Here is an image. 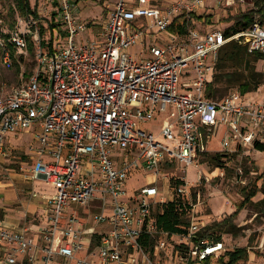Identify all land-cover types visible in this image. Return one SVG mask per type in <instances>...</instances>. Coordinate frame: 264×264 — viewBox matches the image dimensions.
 <instances>
[{
  "label": "built area",
  "instance_id": "built-area-1",
  "mask_svg": "<svg viewBox=\"0 0 264 264\" xmlns=\"http://www.w3.org/2000/svg\"><path fill=\"white\" fill-rule=\"evenodd\" d=\"M221 2L107 0L103 17L87 21L79 0H48L24 18L33 32L17 25L8 32L0 17L1 65L24 61L30 44L36 52L34 71L0 96V167L25 145L24 177L52 188L43 195L46 225L35 236L0 228V264H159L157 242L146 252L141 241L162 234L158 206L188 201L192 187L185 173L174 186L166 173L196 164L217 135L220 153L264 146V100L238 90L206 96L225 45L264 57L257 18L229 36L193 28ZM43 15L46 49L37 27ZM139 175L146 183L128 191ZM189 215L187 232L172 236L188 258L203 262L222 243L195 242L201 228Z\"/></svg>",
  "mask_w": 264,
  "mask_h": 264
},
{
  "label": "rangeland",
  "instance_id": "rangeland-1",
  "mask_svg": "<svg viewBox=\"0 0 264 264\" xmlns=\"http://www.w3.org/2000/svg\"><path fill=\"white\" fill-rule=\"evenodd\" d=\"M222 1L213 8L212 12L207 11V15L204 14L205 17L210 16L211 19L209 23L202 21V25L198 22L193 27L196 31L202 34L218 28L224 32L234 24L241 14L253 9L256 2L260 3L259 0ZM107 4V0H79L78 15L87 21L100 20L103 17V5L106 7ZM47 5L48 0H30L31 9L35 12L44 9ZM0 17L8 32L14 30L16 25L19 32L25 30L33 32L34 28L36 30V26H32V29L27 20L24 19L25 16L20 13L16 0H0ZM41 17L42 23H39L38 26L47 25L44 15ZM139 49L141 50L142 47L137 48V50ZM143 55L146 56L148 53L145 52ZM23 59L25 60L18 62L17 58L14 57L12 67H4L0 63V96L12 92L23 83V80L20 79L21 74H31L34 71L36 52L29 51L28 55L23 56ZM235 70L236 67H228V75L232 76V72ZM255 71L262 74L263 82L258 90L250 92L248 97L253 101H263L264 57L255 63ZM216 87L222 90L223 97L238 89L236 85L229 83L218 84ZM154 133L157 136L158 130H155ZM159 140L164 141L162 138ZM220 141L221 135H217L209 143L208 151L205 154L220 153ZM18 148L8 158V161L0 167V189L16 190V193L24 198L31 197L33 188H35L40 199H43L42 195H51L52 188L47 183L37 180L31 184L26 180L24 177L27 175L25 170L28 167V160L25 155L26 146ZM229 154L227 158L223 159L224 168H215L210 161H203L205 156L198 155L196 164L189 165L185 171L173 169L166 173L167 177L172 179L170 185H173L176 176L186 174V181L192 184L188 193V202L193 206L192 210H189V217L194 218L200 224L201 231L206 230L214 223L229 218L249 192H256L250 202H246L232 219L235 225L233 233L224 232L220 234L222 249L209 257L207 262H198L188 258L185 250L179 248L180 241L176 236L160 234L156 241L159 249L158 256L153 257L154 261L159 264H225L227 252L237 248H247L248 259L238 264H264V150L249 148ZM146 181L147 179L140 177V175L131 178L127 184L128 191L142 186ZM35 222L40 223L38 219Z\"/></svg>",
  "mask_w": 264,
  "mask_h": 264
},
{
  "label": "trees",
  "instance_id": "trees-1",
  "mask_svg": "<svg viewBox=\"0 0 264 264\" xmlns=\"http://www.w3.org/2000/svg\"><path fill=\"white\" fill-rule=\"evenodd\" d=\"M256 2L255 7L248 12L241 14L234 22L232 26L225 30V36H229L238 31L246 28L252 21L257 18L259 23L264 26V0H259ZM19 11L22 15L27 18L29 15L36 17L37 14L34 10L31 9L30 0H16ZM210 16H206L204 21L209 23ZM198 20H202V16H198ZM180 22V19H179ZM12 26V25H11ZM14 26V25H13ZM12 26V27H13ZM177 27L182 25L177 24ZM50 28H53L51 25ZM39 34L41 37V47L47 48L51 46V41L49 44H46L44 41V36L46 30L42 26H38ZM30 52H32V44L29 46ZM263 58L261 55L256 53H249L247 49L236 43L231 42L225 45L219 53L215 71L211 80V83L208 85L206 91V96L209 99L218 100L223 98L222 90L216 87L218 84L229 83L237 86V90L242 94L256 92L259 86L262 84V74L255 71V63ZM236 67V70L232 72V76H229L227 72L228 67ZM28 74H24L27 77ZM257 150H264V146H255ZM205 156L203 161H210L215 168H224L225 162L224 158H227L230 154L225 153H216L214 155L200 154ZM174 186L175 182L172 183ZM178 184V183H177ZM256 192H249L244 201L238 205L237 210L227 219L214 223L212 226L208 227L206 230H200L194 241H201L204 239H209L214 242H221L220 234L221 233H233L235 225L233 223V218L237 215L239 209L243 208L246 202L255 196ZM188 201L182 199L181 197H175L172 201H169L163 205L158 206L156 212L154 213L156 227L159 233L167 234L168 236L172 235H184L187 232L190 219L188 218L189 211ZM4 211L0 209V222L3 221ZM157 236H146L142 239L141 244L146 252H152L153 247L157 241ZM186 250V248H183ZM226 262L225 264H238L239 262L246 261L248 259V250L247 248H237L231 252L225 254ZM209 259H205L203 262H207Z\"/></svg>",
  "mask_w": 264,
  "mask_h": 264
},
{
  "label": "crops",
  "instance_id": "crops-1",
  "mask_svg": "<svg viewBox=\"0 0 264 264\" xmlns=\"http://www.w3.org/2000/svg\"><path fill=\"white\" fill-rule=\"evenodd\" d=\"M0 209L4 211L3 221L0 222L1 229L11 232L27 231L35 236L46 225L44 201L39 195L24 198L16 190L0 189ZM36 219L40 223H36Z\"/></svg>",
  "mask_w": 264,
  "mask_h": 264
}]
</instances>
